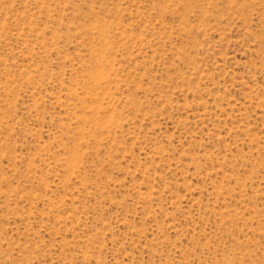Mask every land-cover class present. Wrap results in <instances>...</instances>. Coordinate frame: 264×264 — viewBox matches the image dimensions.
I'll use <instances>...</instances> for the list:
<instances>
[{"label":"rangeland","instance_id":"rangeland-1","mask_svg":"<svg viewBox=\"0 0 264 264\" xmlns=\"http://www.w3.org/2000/svg\"><path fill=\"white\" fill-rule=\"evenodd\" d=\"M0 264H264V0H0Z\"/></svg>","mask_w":264,"mask_h":264}]
</instances>
